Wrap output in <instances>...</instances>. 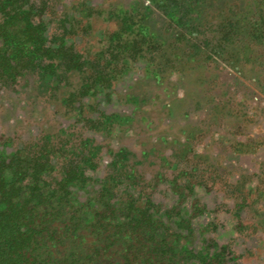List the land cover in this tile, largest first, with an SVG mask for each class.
I'll return each instance as SVG.
<instances>
[{
  "label": "rangeland",
  "instance_id": "rangeland-1",
  "mask_svg": "<svg viewBox=\"0 0 264 264\" xmlns=\"http://www.w3.org/2000/svg\"><path fill=\"white\" fill-rule=\"evenodd\" d=\"M30 2L52 17V34L63 32L64 19L67 39L87 54L121 19L162 43L132 57L116 53L110 84L97 83L81 99L70 94L79 73L57 81L48 63L1 81L0 154L42 132L92 138L100 165L79 198L94 203L125 149L128 168L141 176L122 177L116 193L132 194L169 232L185 231L182 246L194 255L264 264V0H180L173 13L157 0ZM199 260L184 263H208Z\"/></svg>",
  "mask_w": 264,
  "mask_h": 264
},
{
  "label": "trees",
  "instance_id": "trees-1",
  "mask_svg": "<svg viewBox=\"0 0 264 264\" xmlns=\"http://www.w3.org/2000/svg\"><path fill=\"white\" fill-rule=\"evenodd\" d=\"M30 1L0 0V82H13L27 70L45 71L48 63L57 81L65 79L64 73H79L80 86L70 94L81 99L97 83L110 84L107 69L116 53L132 57L137 48L151 51L162 43L121 19L116 30L104 32L100 50L87 54L76 40L67 39L64 19L58 21L63 32L52 34V17L37 12ZM157 1L171 13L179 8L180 0ZM62 135L42 132L13 153L0 154V264H186L195 256L200 263H215V257L194 255L182 246L185 231L169 232L164 220L139 206L132 194L115 192L122 177L141 176L133 165L128 168L125 149L111 161L94 203L83 202L79 195L92 181L89 170L100 165L101 149L90 137Z\"/></svg>",
  "mask_w": 264,
  "mask_h": 264
}]
</instances>
